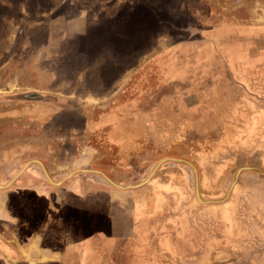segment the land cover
Wrapping results in <instances>:
<instances>
[{"label":"rangeland","instance_id":"obj_1","mask_svg":"<svg viewBox=\"0 0 264 264\" xmlns=\"http://www.w3.org/2000/svg\"><path fill=\"white\" fill-rule=\"evenodd\" d=\"M254 27L264 28V0H0L4 237L17 236L8 210L58 217L63 195L74 208L114 197L119 246L128 216L131 243L183 246L181 264L231 260L232 229L264 204V174L253 170L264 171V40H251ZM228 32L248 40L217 44ZM165 158L191 166L165 161L129 189L86 172L61 182L95 170L136 186ZM208 240L212 260L197 261ZM94 245L81 264L104 263ZM119 251L113 264H126Z\"/></svg>","mask_w":264,"mask_h":264},{"label":"crops","instance_id":"obj_2","mask_svg":"<svg viewBox=\"0 0 264 264\" xmlns=\"http://www.w3.org/2000/svg\"><path fill=\"white\" fill-rule=\"evenodd\" d=\"M233 36L235 37V35ZM227 37L228 36H224L223 34L220 35L216 39L217 44L229 43V40L231 42L240 40L238 42L240 44L245 43V41L248 40L246 36H237L236 38L231 39H228ZM230 44L231 43H229V46ZM240 48L242 49V47ZM60 200H63L64 210H67L73 206L72 197H67L63 195L62 199ZM118 202L119 201L113 197V200H109L106 202L100 201L102 205L92 207L89 205L95 204L93 203V199H81L78 205L81 206L85 212H81V214L78 213V215L73 219H79V222L81 223L86 220L89 221L88 215H86V213L88 214V212H90V214H94V217L93 219H90V222L93 220L92 222L95 223H103L105 219L104 214L105 211H107L106 214L109 215L111 226H113L115 225V220L117 218L116 211H114V205ZM109 210H111V212H109ZM258 210H260L261 214L260 217H258V222H255L256 224L253 230L247 229L245 227H239V231L235 228L232 229L233 233L231 234L233 235V237H235L237 234H239V237L237 239H231V248H227L224 251V253L226 254V258H230L231 260L222 263H218L217 260V262L215 261L212 264H264V204H261L260 207H258ZM7 215L9 216L8 213ZM9 217L13 219L12 216ZM58 217H56L58 221L54 220L56 221L54 227L47 229L49 232L42 234H40L39 232L30 233L31 231L20 230V228H23L24 225H22L19 219L16 217V221L19 222L22 226L17 227V229L19 230L17 231V236H15V239H6L4 237V234L0 231V264H81L82 262L85 263L86 259L89 257L88 253L92 249L96 248L94 244L98 242V239H100L98 233L95 232L92 233V235L89 234L88 231H85L88 228L87 226L79 228L77 232H67L66 229L68 224L66 219ZM32 222L35 223V221L33 220ZM23 223L25 224L26 222L23 221ZM26 224V227L29 228V224ZM61 225H63V227ZM80 226L83 225L81 224ZM38 230H41V228ZM103 233L107 237L110 236L113 240H115L116 238V233L114 231L107 233L102 231V233L100 234L102 237ZM243 237H245V239ZM210 239L211 237H209V240ZM209 240L206 245H202L203 248L200 247L199 249L198 245H196V247L194 248L195 250H202L203 252L202 255L196 257L197 261L212 260V257L214 255L212 252L214 251V249L212 248V243ZM213 242L215 244L214 239ZM192 245L195 246V244ZM176 246L177 247L171 246L169 247V249H160L161 252L165 251L164 256L169 259V264H181L184 261H188L185 260L186 257L182 255V252L185 251L184 247L181 246L182 249H180L178 244H176ZM101 248L103 249V247ZM113 250L111 249L112 253H114ZM110 258L111 254L106 255L103 262L105 263L107 261V264H113V261L110 263L108 262V259ZM167 262L166 264H168ZM192 263H194V260L192 261Z\"/></svg>","mask_w":264,"mask_h":264},{"label":"flooded vegetation","instance_id":"obj_3","mask_svg":"<svg viewBox=\"0 0 264 264\" xmlns=\"http://www.w3.org/2000/svg\"><path fill=\"white\" fill-rule=\"evenodd\" d=\"M240 27L242 28V30H245L244 28H246L244 26H240ZM254 28H255V33H254V36L252 37L251 40H253V38L257 42L264 40V28L263 27H254ZM232 34H233V32H230V33L228 32V34L224 35V36H228L227 38L231 39V38H234V36ZM60 204H61V207H60L59 212L61 211L60 212L61 216L59 215V217L66 219L67 224H68V225L66 224L67 225L66 231L67 232H69V231L77 232L79 230V228H83V227L87 226L88 228L85 231H88L89 234L92 235V233H95V232L98 233L100 239L97 240L98 241L97 244L100 245V248L103 247L104 251L107 252L106 255L111 254V257H112L113 253L111 252V249L112 250L114 249L113 252H116L117 250L118 251L121 250L119 252H122L121 257L123 259L124 258L123 254L128 252L127 256L130 258V260L127 261L126 264H166L167 260H169L166 256H164L165 253H163V254L160 253L161 252L160 249L157 248L154 243H150V242L148 243L147 242V243H144L141 245H136L135 243L130 242V241H135L136 233H135L134 227H132L131 219L128 216L124 215L125 217H123L124 229H125V227H126V229L123 231V238L122 239L125 242L122 246H119L118 244L115 243V240H113L112 238L109 239L104 233H103V237L100 235L102 233V231H104L106 233L112 232V231H117L113 228L114 225L111 226L109 215L104 216L105 219H104L103 223H101V222L95 223V222H92L93 220L90 222V219H93L94 214H90V212H88V214L86 213V215H88L89 221L86 220V221H83L81 223V222H79V219H73L74 217H76L78 215V213L81 214V212H85L81 206L75 207V208H74V206H72L71 208L64 210L63 200H60ZM6 212L9 214V216H12L13 218H15V220L17 217L22 225H24L23 221L28 223L29 228H26V229H29V230H26V231H31L30 233L37 232L38 229H40L41 225L47 221H48L47 228L45 230H46V232H49L47 229L53 228L55 223H56V221H54V220H57L55 215H53L52 217H50L51 215L50 216H44L45 213L40 212L39 208H37L35 210V212H33L34 215L30 214L31 215L30 217H27L28 214H25V213L21 212L20 210H8ZM47 214L48 213H46V215ZM260 214H261L260 210H258V207H256L254 210L253 216L251 215V217L248 219H242L241 218V221H240L241 226L240 227H245L247 229L253 230L255 224L259 220L258 217H260ZM32 220L35 221V223H33ZM20 223L17 222V227L22 226ZM81 224L83 226H80ZM61 226L63 227V225H61ZM18 230L19 229H17V231ZM126 242H129V243H126ZM104 246H105V248H104ZM103 249L101 248V250H103ZM157 251H158L159 255L155 254V253H157ZM141 252H143V253H141ZM111 261H112L111 258L108 259L109 263Z\"/></svg>","mask_w":264,"mask_h":264},{"label":"water","instance_id":"obj_4","mask_svg":"<svg viewBox=\"0 0 264 264\" xmlns=\"http://www.w3.org/2000/svg\"><path fill=\"white\" fill-rule=\"evenodd\" d=\"M165 161H181V162H184V163H186V164H188V165H190L189 163H187V162H185V161H182V160H178V159H173V158H165V159H163V160H161L160 162H158L157 163V165L154 167V169L152 170V172L150 173V175H149V177L144 181V182H142V183H140L139 185H136V186H128V187H122V186H119V185H117V184H115L114 182H112L105 174H103L102 172H100V171H95V170H79V171H75V172H72L71 174H69V175H67L61 182H63V181H65L66 179H68V178H70V177H72L73 175H76V174H78V173H83V172H86V173H95V174H98V175H100V176H102L109 184H111L112 186H114V187H116V188H118V189H129V188H137V187H140V186H142V185H144L146 182H148L149 181V179L151 178V176L155 173V171L158 169V167L162 164V163H164ZM33 162H35V163H37L40 167H41V169H42V171H43V173H44V175H45V177H46V179L52 184V185H55V186H58V185H60L61 184V182L60 183H55V182H53L51 179H50V177H49V175L47 174V172H46V170H45V168H44V166H43V164L40 162V161H37V160H34ZM29 165V163L28 164H26V165H24L22 168H21V170L15 175V177L12 179V181L10 182V183H12L26 168H27V166ZM191 166V165H190ZM192 168H193V166H192ZM251 169H253V168H241V169H239V171H237V173H236V177L235 178H237V176L240 174V172L241 171H243V170H251ZM193 170H195L194 168H193ZM253 170H255V171H257V172H259V173H262V174H264V171H261V170H258V169H253ZM236 180V179H235ZM9 183V184H10ZM8 184V185H9ZM8 185H6V186H3V187H1V188H4V187H7ZM195 193H196V196H197V198L201 201V202H204V201H202L201 199H200V197H199V192H198V188H197V184H196V186H195ZM204 203H211V202H204Z\"/></svg>","mask_w":264,"mask_h":264}]
</instances>
